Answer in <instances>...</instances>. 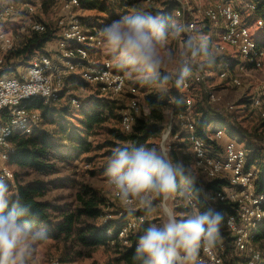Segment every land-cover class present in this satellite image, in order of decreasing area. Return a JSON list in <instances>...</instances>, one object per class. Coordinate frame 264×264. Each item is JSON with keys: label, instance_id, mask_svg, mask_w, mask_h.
I'll list each match as a JSON object with an SVG mask.
<instances>
[{"label": "rangeland", "instance_id": "obj_1", "mask_svg": "<svg viewBox=\"0 0 264 264\" xmlns=\"http://www.w3.org/2000/svg\"><path fill=\"white\" fill-rule=\"evenodd\" d=\"M11 1H14L16 4H18V10H15V12L12 14V17H9V20H0V28L4 29V32H11V30L15 32L26 31V28L23 29L26 24L23 23L25 22L24 19H26L27 14L24 6L25 3H29L35 7L31 19H36L37 21L44 23L55 25L56 20L62 13L58 0H6L5 2ZM95 1H97L99 8L94 10L80 8L78 9V14L80 17L86 20V24L84 26L88 31L100 32L112 21L118 20L123 15L135 11H145L149 8H153L157 11L163 12L169 6L168 3L171 0ZM2 2H4V0H2ZM129 2L130 4H127ZM181 2L185 3L190 8V11H187V15L185 17L188 18L189 16L188 21L190 24H193V30H198L202 36L207 38L210 45L217 51L219 50V55L223 53L226 58H231L234 62H237L238 60L241 62L240 56L235 49L225 48L220 50L218 48L216 42V33L218 32V28L212 23H209V21L203 15V11L208 5V0H181ZM234 6L239 10L243 23L249 28L252 40L258 42V44H261H259L262 51V56L260 57V66L252 67L251 65H246L251 68H247L244 71L242 70L244 67L239 68L240 64H238V68L236 67L235 71H237V69L239 71L242 70L240 73L236 72V75L240 77V86H235L229 81L222 80L219 77L221 70L225 69L226 67L219 71L220 67L214 66L211 69L204 70L206 72H193V74L201 75L203 77L202 82H195L192 80V78L190 80V86L187 89L178 90L184 93L185 100L189 99L191 101V104L187 106L188 117H190L189 119H192V112L196 111L197 107H209L211 111L228 118L229 122L235 129H238V127L243 129L245 133L250 136V139L246 138L247 145L250 144V146H255L258 148L260 147L264 150V126H260V123L262 122L259 121V110L252 104L253 99L260 96L262 91L261 89H264V33L255 27L256 20L258 18H262V15L256 9L253 11L247 10L239 1H236ZM16 11L17 15L15 18L14 16ZM13 17L14 20H11ZM167 17H170L178 24H183L185 26L188 25V23H184L182 17L178 16L176 13V7L169 11ZM14 21L19 22V26H14ZM25 33V35H27V32ZM56 41H58V39H56ZM178 43V41L172 42L171 46L175 48ZM104 60H109L114 66L110 57L107 55L103 44H101L100 46L89 50L87 61H91V63H88V67L85 68H90L91 70L97 69ZM24 61L27 62L28 60ZM1 68H3V66H1L0 69ZM85 68L80 69L78 73L70 74L78 75L79 77L75 76L71 79L74 83L72 86L65 88L64 85V88L61 91L60 100L53 105L58 109H65L64 119L59 117L51 118L47 116L44 118L40 110L32 109L31 111L28 109L30 116L27 121L32 127H35V132L40 129H45L47 132L58 134V137L63 138V140H61L62 142L59 141L64 145V149L62 150L63 153L61 151L58 152L56 158L54 159V164L57 167V171L49 175L36 174L27 168H20L14 164L6 162L10 169V175L7 179L14 186V188H16L17 185H25L35 181H40L47 185L45 195L42 199L57 207V210H50L52 221L57 219L59 221L61 219L62 213L73 211L78 206L76 195L82 191L83 186L86 184L98 190L103 197H105L110 203H113L114 207L110 211L121 210V213H123L122 215L127 216L119 202L112 198V192L106 183V178L104 176V166L106 164L107 158L111 155L112 150L116 146L120 145V141L116 139L115 135L116 131L120 129L119 114H121L125 109L126 105H124V103L125 101H128L129 95L125 94L117 99L110 100L108 95H105L99 91V88L96 84L93 85L86 83L87 79L83 76L82 72L85 71ZM9 69H11V67ZM114 69L121 72L125 76L127 88L129 85L130 87H136L135 96L141 104V110L143 114L148 115L152 107L155 108L156 106H160L161 103H164L163 106H161L164 118V131L158 137L150 139L146 142V144L150 142L152 145L159 144L161 142L162 135L166 134L167 128H171V126H169V121L171 119L172 113V100H170L168 97L170 94L168 93L166 96L162 97L155 91V89L139 84L134 76L121 71L115 66ZM10 72L11 74H9V76L15 74L16 67H13V71ZM1 75H5V73ZM80 77L83 79V82L80 80ZM219 83H223L224 85L220 84L219 87H217L216 85ZM222 89L223 91L219 93V91ZM208 93L213 94L214 99H209ZM72 96L78 97L80 101V105L78 107H72L70 105L69 99ZM98 100L108 102L117 100V103L115 102L108 104V106L111 105L110 116H108L104 122L94 125L91 130L85 131L81 127L79 119L83 117V112L86 111L93 102ZM209 100L219 103H213ZM152 101H155L153 106L150 105V102ZM243 103H249L250 110L252 112H241L243 110L239 107ZM229 105H232L233 109L227 111L225 106ZM119 107H122V109L120 110ZM176 119L178 124L179 120L177 117ZM179 126L180 125L178 124V127ZM22 128L23 126L15 127L14 131L21 133ZM222 128L223 131L216 130V132L221 131L226 135L229 134L225 127ZM233 139L234 140L231 141H233L235 144L237 143L238 146H244V141H240L235 136H233ZM174 140L179 139L168 137L167 146H169V144H171ZM72 145L80 146V148H77L82 152L79 151L78 155L70 156L68 149ZM187 151L189 153V149H187ZM191 168L198 177L208 180L207 177L197 168H194L193 165H191ZM250 168L256 171L257 176V170L253 167ZM178 206L182 205H176V212L178 211ZM177 214L179 215L181 213ZM134 217H139V219H136L135 221H141V219H143V221L146 222L145 228H147L150 223H158L160 220L158 212H154L150 216H144V213H142V215ZM101 221V218L88 219L82 217L80 223L74 225V232L69 237H65L64 234L55 236L54 232L51 230V227L49 228L46 226L49 239L39 247L34 264H49L52 259H60L64 262V264H116L114 262L116 254L112 248H107L102 245H88L79 238V234L77 232L79 227H85L87 225H99ZM262 255L264 256V251H262Z\"/></svg>", "mask_w": 264, "mask_h": 264}, {"label": "clouds", "instance_id": "obj_2", "mask_svg": "<svg viewBox=\"0 0 264 264\" xmlns=\"http://www.w3.org/2000/svg\"><path fill=\"white\" fill-rule=\"evenodd\" d=\"M100 39L116 68L162 97L171 87L183 88L194 69H211L219 58L198 30L150 11L112 21L100 31ZM167 139L153 146H116L104 166L106 183L127 216L134 217L137 211L160 216L138 236L132 264H198L200 251L213 249L222 240L223 214L211 206L214 198L191 166L172 158ZM201 198L209 204L204 211ZM177 204L186 211L178 215ZM48 239L40 214L0 176V264H34Z\"/></svg>", "mask_w": 264, "mask_h": 264}, {"label": "trees", "instance_id": "obj_3", "mask_svg": "<svg viewBox=\"0 0 264 264\" xmlns=\"http://www.w3.org/2000/svg\"><path fill=\"white\" fill-rule=\"evenodd\" d=\"M247 1L253 3L254 10L256 9L257 11H259L262 15L261 19H264V0ZM130 2L127 4H130ZM79 3V8L82 9L94 10L96 8H99L97 1L95 0H79ZM168 5L169 6L163 12L157 11L153 8H149L145 11H150L154 15L163 13V15L167 16L170 10H173L175 7L176 9L179 7V3L177 2V0H171ZM185 16L182 18L183 22L189 23V16L188 18ZM80 18V20L86 22L84 18ZM185 20H187V22ZM42 23L46 26L44 32L37 33L29 31L30 35H23L22 40L17 43L16 47H14L13 50L9 51L5 55V64L3 65V68L0 69V75L6 72L13 71V65L19 60H28L29 58L31 60L35 53H39L42 51L45 43L57 37V35H55L56 26L54 24L44 22ZM215 66L220 67L219 71L224 67L229 70L231 68L229 64V58H226L223 53L219 55ZM10 67L11 69H9ZM193 72L199 73V70L194 69ZM75 76L79 77L78 75H67L64 79V85L65 81H67L66 79ZM80 80L82 81L83 79H81L80 77ZM169 94L170 95L168 97L170 100H172V113L169 122L172 126L169 131L168 137L172 138L174 136V133L177 132L176 130L181 132V129L177 125L176 117L181 112H184L186 103L184 93L179 91L175 87L170 88ZM177 101H179V103H177ZM115 102L117 103V100L110 102L98 100L93 102L90 107H88V109L83 112V117L79 119L81 127L85 131H88L91 130L94 125L104 122L108 118V116H110L111 105L108 106V104ZM154 103L155 101H152L150 102V105L153 106ZM54 104L55 103L43 104L38 99H30L25 103V106L28 109L40 110L44 118L47 116L51 118L59 117L64 119L65 109H58L53 106ZM163 104L164 103H161L160 106H156L155 108L152 107L148 115L143 114L142 110L140 109V113L135 117L130 132L123 133L121 129L117 130L115 136L116 139L120 141V145L131 143L137 147H139L140 145L153 146L152 144H150V142L148 144H146V142L150 139L158 137L164 131V118L161 108ZM119 108L120 110L122 109V107ZM120 115L121 114H119V116ZM191 116L192 122H195L194 129L196 136L203 139L208 147L213 146L214 148H216V150H219L220 148H217V142L211 137L212 133L214 132L213 130H215L216 127H225L230 135L237 134V136L250 139V136L247 135L243 129L239 127L238 129H235L229 122L228 118L211 111L209 107L207 108L199 106L196 108V111L192 112ZM260 126H264V122L260 123ZM34 130L35 129H33L32 133L28 135H23L22 132H13V134L10 136L11 147L9 149L7 163L14 164L20 168H27L36 174L49 175L55 173L57 171V167L54 164V159L56 158L58 152L61 151L63 153L62 150L64 149V145L61 143V140H63V138L58 137V134L49 133L45 129H40L36 132ZM180 135L184 136L183 132ZM169 146L170 154L174 160L183 161L186 165L191 166L192 157L191 153H188L187 151L188 147L185 142L181 140H174L171 144H169ZM77 147L80 148V146L78 145H72L68 149V153L70 156L79 154L80 149H78ZM213 147H210V151L212 154L214 153L213 155H216L217 153L216 151H214ZM246 149L247 153L245 151V167H254L257 170L255 190L257 192H260L264 190V150L260 147L258 148L255 146H250V144L247 145ZM199 179L203 183L204 190L207 194H209L210 192L219 191L223 186L229 185V181L226 177H218L211 180H206L199 177ZM15 189H17L24 196L26 202L32 206L33 210L40 214L41 221H43L44 224L49 228L51 227V230L54 232L55 236L64 234L65 237H69L74 232V225L79 224L82 217L88 219H102V217L107 216L106 214L114 216V218L107 219L106 223L79 227L77 229L79 238L88 245H102L107 248H112L116 254V258L114 260L116 264H132L131 257L135 250L136 241L138 236L145 228L146 222L143 221V223L139 225L135 234L131 237L130 246H124L115 236L107 237L106 230L116 224V222L123 220L124 216L118 217V214L121 212V210L110 211L114 207L113 203H110L105 197L100 194L98 190H96L92 186L88 184L83 186L82 191L77 193L76 195L78 206L73 211L62 213L61 219L59 221L58 219L54 221L51 220L50 210H57V207L42 199L47 189L46 184L40 181H35L25 185H17ZM208 206L209 205L204 202L203 198H201V211L206 210ZM211 206L223 214L224 221L228 215H236L235 204L229 201H217L212 203ZM177 208V213L186 211L183 206H178ZM142 213L143 212L141 211H137L135 216H140L142 215ZM261 221L262 223L256 234L254 235V241L256 242L258 249L262 252L264 251V218ZM221 235L222 241L224 243H227L225 249L227 255L224 264H242L244 262V258L242 256L228 255L232 247L230 245L231 239L227 236V233L224 230V222L221 225ZM111 240H113V243H110ZM258 264H264L263 255L262 260Z\"/></svg>", "mask_w": 264, "mask_h": 264}, {"label": "bare ground", "instance_id": "obj_4", "mask_svg": "<svg viewBox=\"0 0 264 264\" xmlns=\"http://www.w3.org/2000/svg\"><path fill=\"white\" fill-rule=\"evenodd\" d=\"M57 1V0H56ZM67 1H77V0H67ZM221 3H226L230 7L231 13H233V22H235V28L236 31H238V34L242 37V40L245 41V43H239L236 41L235 37L233 36L232 31V25L228 21H226V13L224 12L223 7H220L219 2L217 0H208V5L203 11L204 17L209 21V23H212L214 26L218 28V40L217 45L220 50H223L225 48H232L235 49L240 56L239 62V68H243L246 65H251L252 67H259L260 66V57L262 56V51L260 48V45L258 42L253 41L249 32V28L243 23L241 14L239 10L234 6V3L237 1L241 2L244 7L249 10H254V5L250 1L247 0H219ZM179 3V7L176 9V13L180 15L182 18L187 14V11H190V8L185 4L182 3L181 0H177ZM28 5V12L34 13V6L31 4ZM3 9L5 10V14L12 15L15 12L14 6H11V2H2ZM25 10L27 12V6H25ZM184 13L185 15H182ZM189 29L193 30V24L188 23L187 27ZM255 27L261 30L264 33V19L258 18L255 22ZM28 32H44L46 27L45 25L37 21L36 19H30V26L27 27ZM73 31L76 32V38L71 37H64L62 39V51L63 54L66 56L60 57V64H65L67 67H77L81 64V60L87 61L89 50L92 48H96L102 44L101 39L99 40V32L94 31H88L84 25H81L80 19H74L73 20ZM18 32V31H17ZM0 33H6L4 31H0ZM59 35H57V39L59 42ZM23 38V35L18 34H7L6 35V41H2V48H11V45H14L16 47L17 43H19ZM247 45V46H246ZM247 47L251 50H247ZM254 51L258 55V62L257 58L254 57ZM86 52V53H83ZM33 60V57L32 59ZM29 62V64L24 68L23 72H31L37 70V63H47V60H50V53L48 54H41L36 56V63H33V61ZM107 63V65H106ZM105 66H106V72H105ZM85 68V67H84ZM83 72V76L87 79L88 74H91V78L98 79V81H107L109 80V74L114 76H120L121 81V93L120 96H123L125 94H128V101H132V105H140V102L138 101L136 95V87H133L129 85L127 88L126 78L125 76L114 69V66L109 60H104L99 68L97 69H90L85 68V71ZM73 73H69L67 75H70ZM237 73L231 72V70L225 68L222 69L219 73V77L222 80H227L231 84L235 86H240L241 81L239 80L240 77L236 75ZM15 75V74H14ZM10 75V76H14ZM66 75V76H67ZM4 76H0V82L4 79ZM9 76V75H8ZM193 78V79H192ZM194 80L195 82H201V75L193 74L191 78L186 82L183 89H187L190 86V80ZM203 80V77H202ZM95 84L98 86L99 91L105 94V85L103 82H95ZM262 88V87H261ZM63 88H55L53 92H46L45 94V86L43 85H30V92L35 93H29L26 95H23L19 98H15L12 100L11 103V110L12 112H20L21 115H23L26 118H18V120L11 122L5 126H2L0 129V134H3L5 131H7L6 135H3V139H0V142L3 146H10L11 147V140L10 136L14 132L15 127H21L22 134L28 135L31 134L34 127L30 125V123L27 121L30 112L28 108L25 106V103L30 99H38L43 104H49V101H56L57 99H60V93ZM106 90H114V83H106ZM260 96L253 99L252 104L254 107L258 108L259 110V118L264 121V89H261ZM209 99H214V95L211 93H208ZM110 97V95H108ZM185 103L187 106L191 104V101L189 99L185 100ZM70 105L72 107H78L80 105V101L77 98L76 100H72V97L70 98ZM229 110L233 109L232 105H229ZM141 106H135L133 108V113L131 115V105H126L125 109L120 115V129L123 133H128L132 129V125L134 123L135 117L140 113ZM131 115V119H130ZM7 116H9V109H2V112H0V124H6L7 123ZM179 120V128L181 129V132L176 130L174 133V138H177L183 142L186 143L189 152L191 153L192 162L191 165H193L194 168H197L199 171H201L208 180L215 179L218 177H226L229 181L228 186H223L219 191L210 192L212 198H214V202H221V201H229L233 204H235L236 207V215H228L225 219V221H233L236 220L237 217L242 216L243 212V221H261L264 218V190L257 192L255 190V180H256V171L252 168L245 167V150L242 147H239L237 144H235L233 141L228 140L226 143H230L234 149L237 151V157L234 155H227L226 158H221L216 155H213L210 151V147L206 144V142L201 139L200 137L196 136L194 125H191L190 122H192L190 117H188V113L184 112L177 116ZM177 124V125H178ZM171 128L168 129V134ZM183 132L184 136H181L180 134ZM216 133V134H215ZM215 135H218L220 138L222 137L221 131H215ZM213 134V135H214ZM141 146V145H140ZM10 149V148H9ZM198 151H201V155L205 157V159H201L200 153ZM9 150L4 153V157L2 159V165H1V172L3 177L8 178L10 175V169L7 165V158H8ZM221 165V168L220 166ZM237 166L238 169H244V177L249 181V186H254L253 189L249 190V199L248 202H241L239 204L241 193L247 192V183L245 182H238V174L236 172H227L223 170L222 168H233ZM224 188H225V195L224 196ZM116 200V199H115ZM205 202V201H204ZM208 204V202H205ZM209 205V204H208ZM123 213H119V216H123ZM109 216V215H107ZM107 216L102 217L107 218ZM136 219H139V217H129L124 216L123 220L126 221H135Z\"/></svg>", "mask_w": 264, "mask_h": 264}, {"label": "built area", "instance_id": "obj_5", "mask_svg": "<svg viewBox=\"0 0 264 264\" xmlns=\"http://www.w3.org/2000/svg\"><path fill=\"white\" fill-rule=\"evenodd\" d=\"M108 1V0H107ZM219 2L220 7H223L224 12L226 13V21L232 25L233 36L235 37L236 41L239 43H245L242 40V37L238 34L235 28V22H233V13L230 11V7L226 3ZM62 13L56 20V32L55 35H59V42H55V48L52 50H48L46 52H39L33 55V63H36V56L41 55V53H50V60H47V63H37V70L31 72H23V70H18L16 68V73L14 76H4L2 82H0V112L2 109H9V116H7V123L0 124V129L2 126H5L11 122L18 120V118H26L21 115L20 112H12L11 110V103L12 100L15 98H19L23 95L30 92V85H43L45 86V94L46 92H53L55 88H64V79L67 74L69 73H78L80 69H84V67H88V63L91 61H83L81 60V64L77 67H67L65 64H60V57L66 56L63 54L62 51V39L64 37H71L76 38V32L73 31V20L74 19H81L80 16L77 14V10L79 8V0L77 1H67V0H58ZM121 3V2H120ZM11 6H14L15 10L18 8V4L14 1H11ZM27 6V14L25 19V26H30V19L32 17V12H28V5L27 3L24 4ZM124 6V5H122ZM182 15H185L182 13ZM9 17L12 15L5 14V10L2 6V0H0V20H9ZM187 22V20H185ZM81 25H85V22L81 20ZM46 27V26H45ZM190 26H188L189 28ZM23 31L18 32H9V33H0V67L5 64V55L14 49V45H11V48H2V41H6L7 34H18L21 35ZM99 40H100V32H99ZM247 46V45H246ZM247 50H251L247 47ZM219 51V50H218ZM86 53V52H83ZM254 57L257 58L258 62V55L254 51ZM107 65V63H106ZM106 72V66H105ZM202 82V76L201 80ZM95 82H103L105 85V95H110L111 99H117L120 97L121 93V81L120 76H114L109 74V80L107 81H98V79L91 78V74H88L87 82L89 84L95 85ZM106 83H114V90H106ZM77 96H72V100H76ZM60 99L56 101H49V103H56ZM213 103V100H209ZM124 105H131V115L133 113V108L135 106L140 105H132V101H125ZM225 109L229 111V107L225 106ZM184 112L188 113L187 105ZM130 115V119H131ZM191 125H195V122H190ZM169 126H172L171 123ZM168 138V128L166 134L162 135L163 137ZM212 139L216 142H219L221 139L218 135H211ZM170 146H168L169 148ZM213 147V146H210ZM10 146H3L0 142V161L4 157V153L8 151ZM170 149V148H169ZM217 155L220 156L222 159L226 158L227 155H234L237 157V151L233 148L230 143H224L223 146L216 150ZM201 159H205L203 155H201ZM1 165L0 164V175L1 172ZM221 168V165H219ZM227 172H236L238 174V182H245L247 183V192L241 193V198L239 204L241 202H248L249 199V190L253 189L254 186H249V181L244 177V169H238L237 166L234 165L233 168H222ZM112 195V194H111ZM224 196L225 195V188H224ZM112 198L115 200V197L112 195ZM114 217V216H113ZM112 215L109 214L107 218H103L101 223H106L107 219L113 218ZM119 217V215H118ZM116 218V217H115ZM262 221H243V212L241 217H237L236 220L233 221H224V230L227 233V236L231 239L230 245L232 247L231 251L228 255H239L244 258V262L242 264H258L262 260V252L258 249L256 242L254 241V235L258 231ZM141 221H126L121 220L116 222L112 227L106 230L107 237L115 236L124 246H130L131 244V237L135 234L136 230L138 229ZM113 243V240L110 241ZM226 244L222 240L210 250H201L198 256L199 264H224L226 260ZM49 264H64L59 259H52Z\"/></svg>", "mask_w": 264, "mask_h": 264}, {"label": "crops", "instance_id": "obj_6", "mask_svg": "<svg viewBox=\"0 0 264 264\" xmlns=\"http://www.w3.org/2000/svg\"><path fill=\"white\" fill-rule=\"evenodd\" d=\"M5 1L6 0H4V3H5ZM17 10H18V8H17ZM79 13V11L77 10V14ZM16 15H17V11H16V13H15V18H16ZM79 15V14H78ZM14 17L11 19V20H14ZM24 21H25V19H24ZM14 26H19V22H17V21H14ZM23 24H25V22L23 23ZM89 24V23H88ZM22 26V25H21ZM26 28V29H25ZM23 29H25L26 31L25 32H27V35H25L26 33L25 32H23L22 34L23 35H25V36H29V33H28V29H27V27L26 26H24L23 27ZM0 31H4V29H1L0 28ZM11 32H15V31H13V30H11ZM6 33H9L8 31H6ZM217 34V39H218V32L216 33ZM59 37V36H58ZM56 39L57 38H54V39H52L51 41H49V42H47V43H45L44 44V46H43V48H42V51H48V50H52V49H54L55 48V42H58V41H56ZM217 39H216V42H217ZM260 44V43H259ZM261 45V44H260ZM30 60V58L28 59V61L27 62H25L24 60H19V61H17L13 66L14 67H16L18 70L20 69V70H24V68L28 65V62H30L29 61ZM229 64H230V70H231V72H233V70H234V72H242V70H244L245 71V69H247V68H251V67H249V66H244V68L241 70V71H239L238 69H237V71H235V68L237 67L238 68V64H239V60L237 61V62H234L233 61V59H229ZM234 66V67H233ZM9 74H11V72H6L5 73V75H9ZM207 74V73H206ZM12 75H14V74H12ZM208 75V74H207ZM0 76H2V75H0ZM217 76V75H216ZM72 78H74V77H70L69 79H66L67 81H65V88L66 87H69V86H72V84H74L73 82H71V79ZM210 78V77H209ZM207 79H208V77H207ZM220 84H223V83H219L218 85H216L217 87H219V85ZM224 85V84H223ZM221 87V86H220ZM219 91V90H218ZM218 91H217V93H218ZM221 91H223V89L222 90H220L219 91V93L221 92ZM257 92V91H256ZM240 109H242L243 111H241V112H252L251 110H250V106H249V103H243V104H241L240 105V107H239ZM31 111H32V109H30ZM35 113H36V111H35ZM38 114V113H37ZM259 121H261V120H259ZM262 123L264 122V121H261ZM226 129V128H225ZM216 130H222L223 131V128H220V127H216L215 128V130H213L214 132L216 131ZM213 132V133H214ZM213 133H212V135H213ZM229 133V132H228ZM233 136H235V137H237L240 141H244V146L242 147V148H244L245 149V151H246V153H247V149H246V147H247V139L246 138H243V137H241V136H237V134L235 135V134H233V135H230V134H225L224 132H223V135H222V137H221V139L219 140V142H217V148H219V147H221V146H223V144L224 143H226L228 140H234L233 139ZM237 144V143H236ZM238 145V144H237ZM240 146V145H239ZM241 147V146H240ZM0 164H2V162L0 161ZM254 168V167H253Z\"/></svg>", "mask_w": 264, "mask_h": 264}]
</instances>
